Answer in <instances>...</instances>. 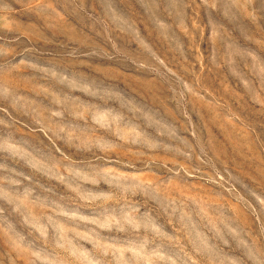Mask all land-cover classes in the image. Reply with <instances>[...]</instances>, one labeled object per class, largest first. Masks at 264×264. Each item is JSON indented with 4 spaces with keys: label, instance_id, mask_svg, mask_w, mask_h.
<instances>
[{
    "label": "rangeland",
    "instance_id": "374dc122",
    "mask_svg": "<svg viewBox=\"0 0 264 264\" xmlns=\"http://www.w3.org/2000/svg\"><path fill=\"white\" fill-rule=\"evenodd\" d=\"M0 264H264V0H0Z\"/></svg>",
    "mask_w": 264,
    "mask_h": 264
}]
</instances>
